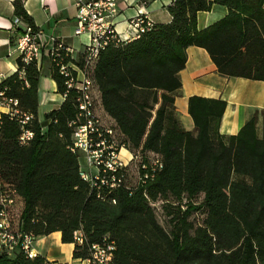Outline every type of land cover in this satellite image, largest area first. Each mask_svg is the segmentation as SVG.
Segmentation results:
<instances>
[{"label": "trees", "instance_id": "obj_1", "mask_svg": "<svg viewBox=\"0 0 264 264\" xmlns=\"http://www.w3.org/2000/svg\"><path fill=\"white\" fill-rule=\"evenodd\" d=\"M25 1L14 0L15 16L38 29ZM215 4L226 6L228 16L199 31L198 13ZM168 11L170 23L109 44L92 73L122 144L163 162L146 183L112 189L85 180L73 144L78 91L68 88L51 55L65 101L45 115L43 132L40 68L17 59L18 71L0 83V99L18 102L19 114L0 115V182L19 198L15 227L37 239L59 232L64 244H75L73 258L80 260L107 239L115 247L112 264H264V111L227 136L220 133L225 101L190 97L194 131L183 128L175 106L192 46L207 50L223 76L264 81V0H175ZM65 48L63 63L82 68L84 53L74 61ZM23 114L30 116L24 126ZM24 130L34 135L27 144L20 142ZM158 204L168 210L169 229L158 220ZM78 231L83 244L75 240ZM0 264L50 263L15 250L3 251Z\"/></svg>", "mask_w": 264, "mask_h": 264}, {"label": "crops", "instance_id": "obj_2", "mask_svg": "<svg viewBox=\"0 0 264 264\" xmlns=\"http://www.w3.org/2000/svg\"><path fill=\"white\" fill-rule=\"evenodd\" d=\"M78 1H25V9L41 32L43 44V55L38 64L41 73L39 119L43 132L49 124L45 115L58 110L65 101L52 77L53 64L50 50L57 42H62L79 58L83 55L85 44L88 43L86 36L74 35ZM173 1L175 0H119V13L114 21L116 31L122 38H129L132 35L130 23L139 14L153 24L170 23L172 17L168 7ZM13 2L14 0H0V83L18 71L15 46L20 31L13 25L15 17ZM228 14L229 9L226 6L215 4L210 11L198 13L197 28L199 31L205 30L225 19ZM180 80L182 87L176 93L175 106L179 120L186 131L195 129L188 113L189 98L193 96L227 103L220 124L222 135H236L255 111H264V81L221 75L204 48L192 46L187 49V63L185 69L180 72ZM2 113H8V109L0 107V115ZM95 113L116 129L115 121L103 109L99 91L95 94ZM130 153L132 152L126 148L122 150L121 155L124 159H129ZM83 165L84 161L81 163L82 171L89 172V168ZM35 249L38 255L44 257L50 264H84L83 260L73 258L75 244H64L59 232L39 237Z\"/></svg>", "mask_w": 264, "mask_h": 264}, {"label": "built area", "instance_id": "obj_3", "mask_svg": "<svg viewBox=\"0 0 264 264\" xmlns=\"http://www.w3.org/2000/svg\"><path fill=\"white\" fill-rule=\"evenodd\" d=\"M118 3L119 0L78 1L74 35L88 38V43L84 46L82 68L75 62L63 63L60 50L65 45L62 42L56 43L50 50V56H54L58 61L59 73L65 78L68 88H75L79 94L80 117L73 122L75 126L73 144L74 150L81 154L80 161L83 160L84 165L90 170L82 171L81 175L92 185L98 186L99 182V185L112 189L128 184L127 177L132 167L138 172L136 184L154 180L163 168L161 158L155 154L130 153V158L124 159L121 152L126 146L118 142L115 137L116 131L111 127H105L95 113V94L98 89L92 73L101 51L112 43L138 39L154 25L152 21L139 14L130 23L132 35L129 38H122L116 31L114 23L119 13ZM13 25L20 31L15 46L17 59L24 64L38 65L43 55L41 32L16 16ZM65 50L72 60L77 61L73 50L67 46ZM17 105V101L0 99V107L7 108L13 115L19 114ZM81 118L84 119V123L79 124ZM29 121L30 116L23 114L20 123L24 126ZM33 136L31 131L24 130L20 142L27 144ZM18 207L19 198L15 190L0 182V254L6 251L11 255L15 250H20L28 258L34 259L38 256L35 249L37 238L15 227L14 219ZM75 240L78 244H83L84 236L80 231L75 233ZM114 250V244L105 239L104 243L91 246L89 257L83 260V263L112 264Z\"/></svg>", "mask_w": 264, "mask_h": 264}, {"label": "rangeland", "instance_id": "obj_4", "mask_svg": "<svg viewBox=\"0 0 264 264\" xmlns=\"http://www.w3.org/2000/svg\"><path fill=\"white\" fill-rule=\"evenodd\" d=\"M100 120H101V123L105 127H111V128H113L108 122H105L101 118H100ZM115 137H116V139L118 140L119 143H122L123 142V138H122V136L118 132H115ZM81 163H83V161ZM132 166H133V164H132ZM83 169H85V168L83 167ZM137 182H138V172L135 170V168L132 167V169L130 170L129 175L127 177V183L132 186V185H135ZM196 201L198 203L201 202L202 201V197L198 198ZM167 211H168L167 208H164L163 205H161V204H158L156 206V213H157V217H158L159 222L163 226H165L167 229H169V226H170V217H168ZM196 219H197V216H195V215H193L191 217V220H193V221H196Z\"/></svg>", "mask_w": 264, "mask_h": 264}]
</instances>
